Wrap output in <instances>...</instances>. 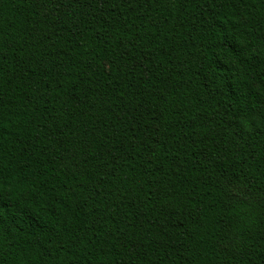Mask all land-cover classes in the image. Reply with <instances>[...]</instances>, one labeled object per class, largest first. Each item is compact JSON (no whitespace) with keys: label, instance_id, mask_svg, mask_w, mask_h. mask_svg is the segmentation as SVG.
Instances as JSON below:
<instances>
[{"label":"trees","instance_id":"obj_1","mask_svg":"<svg viewBox=\"0 0 264 264\" xmlns=\"http://www.w3.org/2000/svg\"><path fill=\"white\" fill-rule=\"evenodd\" d=\"M0 264H264V0H0Z\"/></svg>","mask_w":264,"mask_h":264}]
</instances>
